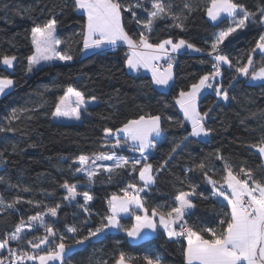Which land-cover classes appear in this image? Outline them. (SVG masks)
Listing matches in <instances>:
<instances>
[{
  "label": "trees",
  "instance_id": "16d2710c",
  "mask_svg": "<svg viewBox=\"0 0 264 264\" xmlns=\"http://www.w3.org/2000/svg\"><path fill=\"white\" fill-rule=\"evenodd\" d=\"M123 2L128 3L129 0ZM166 2H171L177 12L188 2L195 11L188 16L185 31L167 28L166 24L171 21H159L151 42L171 36L174 40L183 38L197 47L209 49L215 34L227 26L226 20L213 24L207 19L206 8L210 0ZM239 2L254 11L264 0ZM72 3L73 0H0V57H17L13 71L9 72L0 66V76H8L16 84L10 93L0 98V127L11 126L16 129L15 132H0V153H3L0 156V161H3L0 163V177L5 181L0 183V196L6 202L22 197L24 200L43 201L44 205L50 206L60 203L62 207L58 217L46 219L54 221V227L61 233L65 231L66 225L80 226L84 230L78 235L83 236L86 235L87 227H95L100 216L105 214L107 199L114 193L122 195L121 189L129 182L138 183V179L136 174L122 172L109 181L108 174L102 172L91 188L94 197L90 205L92 215L88 225H84L83 222L88 219L87 214L83 213L76 202L63 200L66 192L61 187L65 181L84 185L85 180L75 172L78 167L74 163L76 158L81 154L106 152V148L102 147L105 127L115 129L127 119L160 114L165 131L157 148L149 156V162L158 167L167 159L171 148L190 132L175 98L181 89L187 91L193 83L198 82L200 76L210 71L211 63L200 62L202 59L210 60L206 54L179 55L174 63L173 87L159 91L148 75L127 73V53L123 48L81 56L82 38L76 33L80 32L86 17L74 10ZM50 15H56L59 21L57 35L65 42L61 50L69 51L73 60L42 68L31 75L26 74V58L34 51L31 29L45 23ZM129 21L131 17L125 14L127 30L130 34H137L135 22ZM261 31L264 29L259 26H250L231 43L226 41L228 46H222L223 51L241 63L246 62V52L254 46ZM255 60L259 67V55ZM222 72L221 83L227 87L235 73L230 68H222ZM237 79L239 83L230 89L232 99L226 103L218 101L213 91L201 96L198 105L202 112L214 106L212 119L208 121V126L214 132L205 141L190 138L181 149L173 153V159L157 174V183L147 196L146 206L149 209L165 204L174 206V197L178 191L189 190L177 177L184 179L185 169L194 167L201 160L209 166L215 165L218 175L214 178L219 179L223 175V164L212 155L217 149L236 169L243 165L251 168L257 178L264 177V167H260L258 154L246 147L264 135V83L252 85L245 78ZM68 86L83 91L86 96L97 97L95 105L82 115L80 123H57L51 115L55 102ZM21 107L30 111L9 125L5 117L13 108ZM177 121L183 122L184 127H177ZM188 176L199 185L198 191L208 197L194 200L197 207L189 223L218 227L219 220L228 211L226 204L212 197L211 188L204 183L199 171L189 173ZM25 187L30 191H23ZM77 200L83 203L82 197H77ZM43 210V205L37 208L20 204L17 210L0 207V238L12 231L22 217L27 220L29 216ZM121 223L131 226L132 222L127 218L122 219ZM121 251L132 257L134 264H145V257L159 258L161 264H184L182 245L168 239L160 228L153 237L138 243L128 241L124 232H110L75 249L69 259L71 264H99L101 261L114 264Z\"/></svg>",
  "mask_w": 264,
  "mask_h": 264
},
{
  "label": "snow or ice",
  "instance_id": "6c2138e0",
  "mask_svg": "<svg viewBox=\"0 0 264 264\" xmlns=\"http://www.w3.org/2000/svg\"><path fill=\"white\" fill-rule=\"evenodd\" d=\"M72 6L74 10L86 16L80 32L76 33L82 38L83 53H96L98 50L115 48L123 43L130 52L126 58L129 70L147 69L151 72L152 84L158 88L173 87L175 54L181 50L206 54L210 60L202 59L200 62L211 63V69L200 76L198 82L193 83L187 91L181 89L175 98L184 120L191 125V131L171 148L167 159L158 167L149 162V156L151 151L157 148L156 138H162L165 131L160 114L139 115L127 119L115 129L105 127L102 147L110 151L92 155L81 154L76 158L74 163L79 166L75 168V172L83 175L86 184H70L65 181L61 187L66 192L63 200L76 202L83 213L87 214L88 219H85L84 225H88L92 215L90 205L94 197L91 188L102 172L108 174L109 181L114 175H120L122 172L136 174L138 179V183H127L126 187L121 189L122 195L114 193L107 199L105 214L100 216V221L95 227H87L86 235H78L84 229L77 225H66L65 231L61 233L54 227V221L46 219L58 217L62 207L60 203L50 206L44 205L43 201L24 200L22 197L6 202L0 196V207L4 209L17 210L20 204L37 208L43 205L44 209L29 216L27 220L22 217L12 231L6 232L0 238V264H71L69 258L73 251L82 248L93 238L98 240L112 231H118L124 232L133 241H139L148 239L158 228L163 229L170 240L182 245L185 264H264V177L257 178L251 168L243 165L236 169L219 149L212 154L215 160L223 164V175L219 179L214 178L218 175L215 165L209 166L201 160L194 167L185 169L184 179L177 177L189 190L178 191L174 197V206L157 205L151 209L146 206L147 196L157 183V174L169 165L173 153L181 149L190 138H206L214 132V129L208 126L214 106L202 112L198 105L202 91L211 89L220 101L227 102L232 99L230 89L239 83L238 77L264 82V31L259 33L254 46L247 50L244 63L230 57L222 48L228 46L226 41L231 43L239 33L248 30L250 26L256 25L264 29V2L253 11L239 0H210L206 8L208 18L213 22L226 20L228 23L215 34L209 49L197 47L183 38L174 40L171 36L151 42L159 21H171L166 24L169 29L186 30L188 16L195 11L188 2L184 3L180 12L175 11L174 5L166 0H129L128 3L123 0H73ZM125 14L131 17L129 23L135 22L137 34H130L127 30ZM58 24L56 15H50L45 23L31 29L34 51L26 58V74L41 71L44 65L57 61L67 63L73 60L69 51L61 50V45L65 42L57 35ZM257 55L260 57L259 67L255 60ZM161 60L165 62L164 65L159 63ZM16 61L15 55L0 57V65L6 66L7 69H12ZM223 65H227L235 73L227 87L221 83ZM15 86L13 79L0 76V96L7 95ZM96 101V96H86L83 91L68 86L55 102L51 115L58 120L78 121L82 114L87 112L88 105ZM27 111L30 110L23 107L13 108L5 119L10 125ZM176 124L177 127H184L183 122L177 121ZM15 131L11 126L0 127V132ZM125 147L139 153V158L119 154L117 150ZM246 147L258 153L260 167H264V135ZM0 156H3V153H0ZM104 161L112 163L105 164ZM197 171L202 174L204 183L210 186L212 197L222 198L226 202L228 211L224 212V218L219 220L218 227L189 223L197 207L194 200L208 199L203 192L198 191L199 185L193 183L188 176L189 173ZM4 182V178L0 177V183ZM22 190L30 191L27 187ZM77 197H82L83 203H80ZM124 217L131 219V226L121 223ZM41 229L42 233L37 235ZM27 234H31L30 238ZM13 242L15 247L11 246ZM144 261L145 264H161L159 258L145 257ZM99 264H107V261H101ZM114 264H134V261L121 251Z\"/></svg>",
  "mask_w": 264,
  "mask_h": 264
},
{
  "label": "rangeland",
  "instance_id": "374dc122",
  "mask_svg": "<svg viewBox=\"0 0 264 264\" xmlns=\"http://www.w3.org/2000/svg\"><path fill=\"white\" fill-rule=\"evenodd\" d=\"M33 49H34V47H33ZM88 55H90V54H85V53H83L82 54V57H86V56H88ZM15 63V62H14ZM58 63H60L59 61H58ZM1 67H3L4 69H6V70H8L9 72H11V71H13V68L12 69H7L6 68V66H4V65H1ZM44 67V66H43ZM250 80H248V83L250 84V83H258V82H261V81H251V82H249ZM262 83V82H261ZM12 91V89L11 90H9L8 91V93H10ZM3 96H5V95H3ZM3 96H0V97H3ZM218 99V98H217ZM218 101H220L219 99H218ZM220 102H223V103H226V102H224V101H220ZM199 103V102H198ZM95 105V102H93V103H90L89 105H88V108L89 107H92V106H94ZM178 106V105H177ZM178 108H179V106H178ZM179 110H180V108H179ZM180 112H181V114H182V116H183V113H182V111L180 110ZM85 113H83L82 115H84ZM82 117V116H81ZM183 118H184V116H183ZM53 121H55V122H57V123H80V121H81V119L80 120H68V119H56V118H54L53 117ZM185 121V120H184ZM185 123L189 126V128H190V130H191V125H190V123H188L187 121H185ZM193 138H195V137H193ZM161 137H157L156 138V140H157V144L161 141ZM195 139H199V140H201V141H204V140H206L207 139V137L205 138V137H200V138H195ZM108 151H110V149H108V148H106V152H108ZM118 151V153L119 154H121V155H126V156H129V157H133V158H139V153H137V152H133V151H131V150H129L127 147H125L124 149H118L117 150ZM154 150H152L151 151V153L153 152ZM255 151V150H254ZM150 153V154H151ZM258 154V153H257ZM98 163H101V162H98ZM103 163H105V164H111L112 162L111 161H104ZM79 166V165H78ZM78 175H80L84 180H85V178L83 177V175L81 174V173H77ZM84 184H86V180H85V182H84ZM143 195V194H142ZM223 200V199H222ZM224 203H226L225 201H223ZM128 217H124L123 219H127ZM131 220V219H130ZM132 222V221H131ZM42 230V229H41ZM40 230V231H41ZM162 230V229H161ZM163 231V230H162ZM115 232H118V231H112V233H115ZM156 234V232L155 233H152L151 235H150V237L148 238V239H150L151 237H153L154 235ZM27 235H29V238H30V235L31 234H27ZM127 239H128V241H130L131 243H138V241H133L131 238H129V237H127ZM145 240H147V239H145ZM144 241V240H143ZM11 246H16V244H15V242H13V244L11 245Z\"/></svg>",
  "mask_w": 264,
  "mask_h": 264
},
{
  "label": "crops",
  "instance_id": "0c3cea01",
  "mask_svg": "<svg viewBox=\"0 0 264 264\" xmlns=\"http://www.w3.org/2000/svg\"><path fill=\"white\" fill-rule=\"evenodd\" d=\"M79 12V11H78ZM79 13H81V12H79ZM82 14V13H81ZM86 17V16H85ZM207 19L211 22V23H213V24H216V23H218V22H213V21H211L209 18H208V16H207ZM117 48H123L125 51H126V53H127V55L128 54H130V52H129V49H128V47H127V45H125V44H123V43H120V44H118L115 48H113V47H107V48H105L104 50H102V51H100V50H98L96 53H100V52H103V51H107V50H114V49H117ZM183 53H188V54H190V55H193V56H200V55H202L201 53H196V52H193V51H191V50H181L179 53H177V54H175V61H176V58L179 56V55H182ZM82 54H83V52L81 53V56H82ZM88 54H94V53H92V52H89ZM68 63V62H67ZM161 65H164V61L163 60H161L160 62H159ZM175 63V62H174ZM57 64H66V63H64V62H60V63H58V61L57 62H54V63H52V64H50V65H44V67L43 68H45V67H49V66H53V65H57ZM1 66V65H0ZM126 66V71H127V73H129V74H131V75H136V74H144V75H148L151 79H152V77H151V72L150 71H148L147 69H143V68H141L139 71H131V70H129V68L127 67V65H125ZM3 68V67H2ZM222 68H229L227 65H223L222 66ZM32 74V73H31ZM30 74V75H31ZM241 78H244V77H241ZM249 82H251V81H249ZM173 83V82H172ZM258 83H261V82H258ZM258 83H250V84H252V85H254V84H258ZM262 83H264V82H262ZM154 87L157 89V90H159V91H167L168 89H165V88H158L157 86H155L154 85ZM212 90L211 89H205V90H203L202 91V93H201V95H200V97H199V99H198V102H199V100H200V98H201V96L203 95V94H205V93H207V92H211ZM1 98V97H0ZM191 131V130H190ZM195 139V138H194ZM207 139H208V137H207ZM206 139V140H207ZM196 140H199V139H196ZM199 141H201V140H199ZM205 141V140H204ZM217 199H219V200H221L222 202H223V200H222V198H217ZM224 203V202H223ZM226 204V203H225ZM161 229V228H160ZM163 230V229H162ZM164 232V231H163ZM166 234V233H165ZM167 236V235H166ZM168 238V237H167ZM169 239V238H168ZM145 240V239H144ZM141 241H143V240H139L138 242H141ZM184 264H185V260H184Z\"/></svg>",
  "mask_w": 264,
  "mask_h": 264
}]
</instances>
